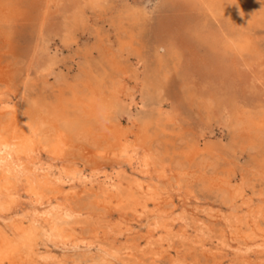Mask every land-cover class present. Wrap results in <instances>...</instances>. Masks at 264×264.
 Returning a JSON list of instances; mask_svg holds the SVG:
<instances>
[{
    "label": "rangeland",
    "instance_id": "rangeland-1",
    "mask_svg": "<svg viewBox=\"0 0 264 264\" xmlns=\"http://www.w3.org/2000/svg\"><path fill=\"white\" fill-rule=\"evenodd\" d=\"M8 1L10 16L0 17V70L15 87L12 100L24 95L33 107L43 105L47 117L54 119L53 126H79L72 134L71 147L78 171L75 180L65 185L73 213L66 220L78 237L88 241L69 246V252L77 258L91 254L102 264H264V251L256 252L255 245L252 250L240 247L238 231L246 226L226 215L230 190L220 183H240L249 166V191L264 189V26L253 29L262 51L257 57L249 51L224 52L213 45L214 38L227 29L228 20L209 16L196 0H104L99 6L86 0L78 4L74 0ZM70 24L74 26L69 36L65 28ZM199 31L205 32L204 39H199ZM108 52L120 71L106 62ZM160 54L166 63L159 69ZM123 71L126 82H122ZM160 72L166 74V85L156 90L150 77ZM146 76L149 81L145 79L141 91L135 93L133 108L146 102V148L158 161L177 163L183 182L196 194L187 204L175 197V212L183 209L186 221L177 219L171 231L157 229L156 235L148 232V226L158 219L152 202L139 206L138 213L114 210L104 203L101 183L110 184L120 171L129 176L137 173L123 159L116 161L101 153V146L110 147L109 142L97 132L96 115L88 113L91 98L102 111L100 115L128 103L131 98L121 83L132 89L138 77ZM210 99L218 104L212 110L204 104ZM231 99L245 116L262 124L236 154L227 150L213 154L207 146L227 144L234 134L223 123V107ZM123 123L127 124L125 118ZM93 135H100L97 144H91ZM51 201L40 209L55 205ZM92 228L103 234L89 240Z\"/></svg>",
    "mask_w": 264,
    "mask_h": 264
},
{
    "label": "bare ground",
    "instance_id": "bare-ground-1",
    "mask_svg": "<svg viewBox=\"0 0 264 264\" xmlns=\"http://www.w3.org/2000/svg\"><path fill=\"white\" fill-rule=\"evenodd\" d=\"M74 1L77 4L79 3V0ZM86 1L90 4L96 3L99 6L104 0ZM196 1L209 16L217 20L220 17H225L228 20L226 23L227 29L222 30L214 38L213 45L224 52L243 53L249 51L260 57L262 51L258 47L253 29L264 26V0ZM9 8L8 0H0V17H9ZM73 13L76 16L78 10L75 9ZM73 26L71 24L66 26L67 35H71L70 32L73 30ZM201 32H197L199 39H204L205 32ZM163 48L161 47V49ZM158 56L160 57L158 68L160 69L166 62L161 54ZM105 58L114 71H120L119 63L110 56V52L107 53ZM122 73L124 76L127 75L126 71ZM126 78L125 76L122 82H126ZM143 78L138 77L136 83L132 84L134 85L132 89L126 83H121L122 91L124 90L126 95L131 98L128 103L115 105L112 111H105L100 115L102 111H100L95 98H91L88 113L96 115L97 132L99 131L103 139L109 142L110 147L101 146L103 151L101 153L113 157L116 161L123 159L127 165L133 166L132 168L135 169L132 170L137 173L136 176H129L125 171H120L117 173V179L115 177L116 180L112 181L111 179L110 184L101 183L100 190L104 197V203L114 210L138 213L139 206L145 207L149 202H152L154 208L158 211V219L153 225L148 226V232L156 235L159 233L157 229H160L163 233L171 231L177 219L186 221L183 209H179L180 212L178 213L175 212L174 206L178 203L174 201L175 197L182 203L187 201L190 203L189 200L196 198V194L192 186L183 182L180 177L182 168L177 163L158 161L151 151L146 148L144 142L145 124L147 122L145 116L146 102L141 107L133 109L137 99L135 93L141 91L140 88L145 79L149 81L147 76ZM163 78H166V74L162 75L161 72L150 77V81H154L156 90L163 88L165 84ZM14 94H16L14 85L0 70V264H64L68 260H71V264H102L103 261L97 260L91 254L77 258L69 252L68 248L88 241L83 236L78 237L76 230L72 229L68 223L69 221L66 220L73 213L71 202H68L67 199L69 190L65 188V185L67 182L75 180L78 171L76 160L71 155V147L73 145L72 134L79 126L76 123H71L69 126H60L59 124L53 126L50 122L54 119L50 120L47 117L48 110L43 109V105L37 108L33 107L24 95L18 96V99L15 98L16 101H13L12 96ZM204 104L208 109H211L212 106H218L212 99L204 101ZM223 112L224 125L234 129L232 140L227 144H211L206 149L213 154L218 152L222 155L226 150L236 154L237 149H241L249 140L246 138H249L254 131H258L257 128L262 123L253 119L252 116H245L243 109L235 99H231L223 107ZM124 118L127 121L126 125L123 123ZM98 136L100 137V135L91 136V144L99 142ZM95 152L99 153V151ZM246 167L247 171L240 176V183L233 185L231 181L220 183L221 185L225 183L230 190L231 201L228 205L229 212L226 215L233 217L236 224L246 226L245 228L241 226L240 228L243 229L238 231L241 236L240 247L252 250L253 245H255V251L261 252L264 251V221L261 219L264 214V189L249 191L247 172H249L250 167ZM91 168L93 167L91 166ZM112 169L114 171L115 168ZM122 169L124 170V168ZM97 177H100V175H97ZM76 186H78L77 183ZM72 188L75 189L73 186ZM51 200L56 201L55 205L48 209H40L43 203H48ZM207 210L210 211L209 208ZM183 230L185 231V229ZM100 233L102 232L99 228H92L88 233L90 236L88 239L98 238ZM228 236L230 235L228 234ZM50 245L54 246L55 249H49ZM111 254L113 253L111 252ZM107 261L108 258L105 262Z\"/></svg>",
    "mask_w": 264,
    "mask_h": 264
}]
</instances>
